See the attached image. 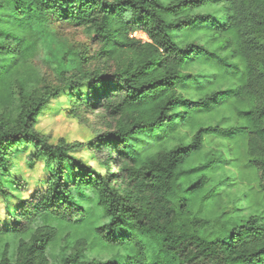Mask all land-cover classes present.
<instances>
[{
    "label": "trees",
    "instance_id": "trees-1",
    "mask_svg": "<svg viewBox=\"0 0 264 264\" xmlns=\"http://www.w3.org/2000/svg\"><path fill=\"white\" fill-rule=\"evenodd\" d=\"M58 25L92 28L99 56L114 67L89 68L69 46L55 55L61 86L85 87V106L114 120L88 144H50L35 130L62 89L28 85L27 75ZM194 64L213 68L212 78L188 73ZM190 85L196 100L186 95ZM1 87L0 195L5 184L23 190L13 180L14 149L31 145L50 171L43 189L7 213L10 223L0 219V264H264L257 215L236 209L227 219L220 211L225 229L214 239L173 226L176 206L187 211L214 197L219 183L208 171L228 163L223 153H203L208 134L244 138L264 190V0H0ZM223 107L236 120L227 131L201 121ZM189 115L196 123H186ZM83 148L105 175L71 157ZM113 161H121L115 175Z\"/></svg>",
    "mask_w": 264,
    "mask_h": 264
},
{
    "label": "rangeland",
    "instance_id": "rangeland-1",
    "mask_svg": "<svg viewBox=\"0 0 264 264\" xmlns=\"http://www.w3.org/2000/svg\"><path fill=\"white\" fill-rule=\"evenodd\" d=\"M55 31L48 37L49 42L45 41L39 45L37 55L30 62L34 72L32 75L28 74L27 77L28 85L60 87L62 91L57 99L51 100L41 110L35 130L39 134L47 136L50 144H56L59 139H63L67 143L88 144L93 142L98 134L109 131L114 125V120L107 113L97 109L91 111L85 106L87 103L85 87L81 86L72 92L70 88L61 86L58 81V68L61 63L54 61L55 55L60 54L64 48L69 46L73 49V55H85L89 68H101L103 72L109 73L114 67L108 62L105 63L99 56L100 45L92 28L58 25ZM102 62L104 66H102ZM71 73L70 71L69 74ZM188 73L192 75L203 73L208 78H212L214 70L194 64L189 68ZM208 78H199V81L202 83L205 80L206 82ZM9 86L14 97L16 94L14 82H10ZM193 88L192 85L188 86L186 95L196 100L200 96L195 94ZM4 90V87H1L0 93H3ZM232 112H234L232 109L223 107L218 113L211 116L206 113L200 117L204 124L218 125L227 131L236 124ZM11 121L14 122V119ZM188 122L191 125L193 122L196 123L191 115L186 118V123ZM178 133L184 134L185 131L180 129ZM191 137L192 134L184 138V142H188ZM172 138L170 140L174 142ZM165 140L167 139H164V142ZM203 143V153H223L228 159V163L223 164L221 169L211 168L208 171L214 184L219 183L211 193V196L214 195V197H208L205 204H196L194 208L187 211L178 209V206L175 207L174 228H180L189 234H197L206 239H214L225 229L223 221L218 220L216 214L224 211L222 213L228 219L234 216L236 209H239L244 216L257 215L264 222V190L260 187L261 172L248 164L246 140L240 136L228 138L222 135L208 134L204 137ZM175 144L177 143L174 142L172 145ZM33 153L34 149L31 145L13 150V180H20L24 186L23 190H18L12 185L5 184L6 194L0 195V219L5 224L11 222L7 213H13L20 200L27 199L35 191L45 187L50 166L41 157L33 156ZM30 156L33 158L30 159ZM71 157L80 161L83 167L89 168L95 175L103 176L106 173L105 165L86 148L71 154ZM212 158L211 154L207 156V160ZM201 162L202 160L196 161L192 165L197 166ZM120 163L121 161L117 163L113 161L111 164L113 175L119 173ZM66 167L68 171L72 170L70 165H66ZM116 182L119 183L120 179ZM209 211L213 213L209 214ZM227 211L228 213H226ZM84 253H87L89 258L95 256V253H91L88 248H84ZM99 256L103 260L110 258V255L106 253H101Z\"/></svg>",
    "mask_w": 264,
    "mask_h": 264
},
{
    "label": "built area",
    "instance_id": "built-area-1",
    "mask_svg": "<svg viewBox=\"0 0 264 264\" xmlns=\"http://www.w3.org/2000/svg\"><path fill=\"white\" fill-rule=\"evenodd\" d=\"M133 36L134 37H136V38H140V39H142V40H145L146 39V37L143 35V34H141V33H137V32H135L134 34H133ZM145 38H144V37Z\"/></svg>",
    "mask_w": 264,
    "mask_h": 264
}]
</instances>
